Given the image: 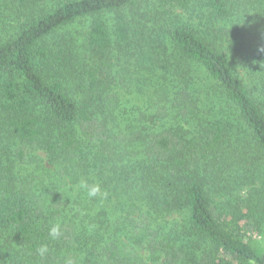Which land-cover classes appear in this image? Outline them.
Returning a JSON list of instances; mask_svg holds the SVG:
<instances>
[{"label": "trees", "instance_id": "16d2710c", "mask_svg": "<svg viewBox=\"0 0 264 264\" xmlns=\"http://www.w3.org/2000/svg\"><path fill=\"white\" fill-rule=\"evenodd\" d=\"M0 6V263L264 264V0ZM26 146L54 186L18 179Z\"/></svg>", "mask_w": 264, "mask_h": 264}, {"label": "rangeland", "instance_id": "374dc122", "mask_svg": "<svg viewBox=\"0 0 264 264\" xmlns=\"http://www.w3.org/2000/svg\"><path fill=\"white\" fill-rule=\"evenodd\" d=\"M2 8L3 6H0V13H1ZM9 12L10 10H7L1 16L2 22L7 25L11 24L10 22H8V19H10ZM87 24H88V21L86 20L73 22L65 26L63 29L59 30L57 32V36L66 34L70 38H74L77 41V44H79L82 41V37H81L82 30L87 26ZM122 93H123V96H122L123 98L121 99L122 105L119 108L118 112L115 113L116 115L120 117V119L126 118L127 115L130 114V112L127 109H131L134 105H138L140 103L139 98L132 97V94L125 91V89L122 90ZM126 110L128 111V113L125 115ZM21 145L22 144L18 141L14 142L12 149H17ZM26 152H27V157L24 161L15 162L16 163L15 164V167H16L15 174L18 177V179L22 181H28V180L31 181L33 177L41 176L42 178L37 180V183L38 181L42 182V183L37 184L38 188H42V190H47L50 187L54 186L45 176V167L48 164L47 153L41 148H32L31 146H26ZM57 193L60 194L62 192L59 190L57 191ZM219 216L222 217V220L228 219L229 221H231V217H232L231 215L225 216L224 214L223 215L220 214ZM7 233L8 231H5L0 226V239L1 240H4V238L7 237L6 236ZM245 233L247 234V236H251L250 235L251 231H247ZM15 250H17V248H15ZM15 250L14 249L11 250L10 247L7 248L5 258L0 264H6L7 261L12 262L13 260H15L14 254H16L17 252ZM219 255L226 256V254H224L222 250L219 252Z\"/></svg>", "mask_w": 264, "mask_h": 264}, {"label": "clouds", "instance_id": "9594fccd", "mask_svg": "<svg viewBox=\"0 0 264 264\" xmlns=\"http://www.w3.org/2000/svg\"><path fill=\"white\" fill-rule=\"evenodd\" d=\"M264 52V49L261 50ZM80 188H83L86 190L87 196L89 198H96V197H103L106 196L107 193L103 192L101 189V186L96 184H88L87 181H81ZM62 235L61 225L60 223H54L52 224L48 229V236L51 240H58ZM49 247L48 244H42L36 249V254L43 258L46 257L49 253Z\"/></svg>", "mask_w": 264, "mask_h": 264}]
</instances>
